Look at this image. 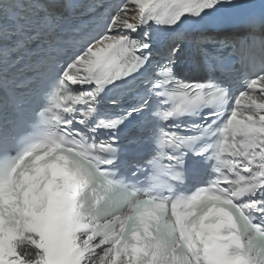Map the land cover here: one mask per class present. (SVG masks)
Instances as JSON below:
<instances>
[{
  "label": "snow or ice",
  "instance_id": "snow-or-ice-1",
  "mask_svg": "<svg viewBox=\"0 0 264 264\" xmlns=\"http://www.w3.org/2000/svg\"><path fill=\"white\" fill-rule=\"evenodd\" d=\"M0 264H264V0H0Z\"/></svg>",
  "mask_w": 264,
  "mask_h": 264
}]
</instances>
